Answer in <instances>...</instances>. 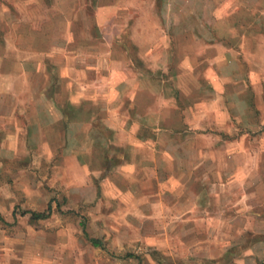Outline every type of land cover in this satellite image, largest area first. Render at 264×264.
Instances as JSON below:
<instances>
[{"label": "crops", "instance_id": "obj_1", "mask_svg": "<svg viewBox=\"0 0 264 264\" xmlns=\"http://www.w3.org/2000/svg\"><path fill=\"white\" fill-rule=\"evenodd\" d=\"M260 136L264 0H0V155L30 160L11 176L28 195L154 220L126 235L243 217L254 232Z\"/></svg>", "mask_w": 264, "mask_h": 264}, {"label": "rangeland", "instance_id": "obj_2", "mask_svg": "<svg viewBox=\"0 0 264 264\" xmlns=\"http://www.w3.org/2000/svg\"><path fill=\"white\" fill-rule=\"evenodd\" d=\"M44 1L50 3L52 0ZM38 7L36 4L32 10H14V15L25 18L31 11H40ZM50 16L49 24L45 26L46 31L49 30L47 33L50 29L55 32L58 27V15L50 13ZM40 27L37 31L43 34ZM16 28L13 26V31ZM19 28L27 35L33 27L20 23ZM41 42L46 40L36 41L37 44ZM233 137L235 135H228L227 140L231 141ZM254 141L264 148V137H256ZM0 158L3 162L0 170V264H237L247 256L253 257V264H260L263 259L264 182L260 178L264 171L259 172L258 184L254 185V232L249 231L252 223L246 217L237 221L227 218L225 225L212 222L209 228L200 226L196 229L193 219H180L179 230H188V233L144 236L130 232L126 235L123 231L142 225L153 231V219H98L94 204L80 203L73 198L65 201L63 195L57 198L55 192L50 195L55 198L51 201V216L32 218L31 213L23 212L45 211L49 202L40 196L28 195L26 188H20L11 177L13 170L17 171L30 160L24 157L22 162L12 161L11 154L0 155ZM32 160L36 161L35 167L38 157ZM233 187H228V191L233 192ZM91 238L98 239L101 244L95 246ZM252 245L254 250L249 251Z\"/></svg>", "mask_w": 264, "mask_h": 264}, {"label": "trees", "instance_id": "obj_3", "mask_svg": "<svg viewBox=\"0 0 264 264\" xmlns=\"http://www.w3.org/2000/svg\"><path fill=\"white\" fill-rule=\"evenodd\" d=\"M52 212H53V207H52V203L50 202L45 211H24L23 213L25 214L31 213V217L34 219H46L51 216ZM91 241L95 246L101 244V242L95 238H91ZM260 264H264V259L260 262Z\"/></svg>", "mask_w": 264, "mask_h": 264}]
</instances>
